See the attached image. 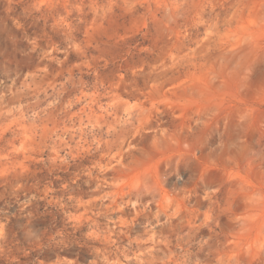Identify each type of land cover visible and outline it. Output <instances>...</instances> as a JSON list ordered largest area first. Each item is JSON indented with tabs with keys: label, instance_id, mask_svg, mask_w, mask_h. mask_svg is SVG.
<instances>
[{
	"label": "clouds",
	"instance_id": "9594fccd",
	"mask_svg": "<svg viewBox=\"0 0 264 264\" xmlns=\"http://www.w3.org/2000/svg\"><path fill=\"white\" fill-rule=\"evenodd\" d=\"M0 264H264V0H0Z\"/></svg>",
	"mask_w": 264,
	"mask_h": 264
},
{
	"label": "rangeland",
	"instance_id": "374dc122",
	"mask_svg": "<svg viewBox=\"0 0 264 264\" xmlns=\"http://www.w3.org/2000/svg\"><path fill=\"white\" fill-rule=\"evenodd\" d=\"M222 41L224 43H229L230 42V39L228 37H222Z\"/></svg>",
	"mask_w": 264,
	"mask_h": 264
}]
</instances>
